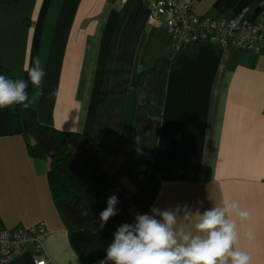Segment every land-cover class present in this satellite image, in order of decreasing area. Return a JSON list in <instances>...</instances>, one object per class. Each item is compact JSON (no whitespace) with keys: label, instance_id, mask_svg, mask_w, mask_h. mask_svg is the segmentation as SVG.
Listing matches in <instances>:
<instances>
[{"label":"crops","instance_id":"0c3cea01","mask_svg":"<svg viewBox=\"0 0 264 264\" xmlns=\"http://www.w3.org/2000/svg\"><path fill=\"white\" fill-rule=\"evenodd\" d=\"M151 3L0 0V65L27 79L24 67L41 58L44 95L30 107L37 121L91 144L117 142L109 173L127 161L159 183L143 214L174 210L177 230L195 233L197 212L238 202L251 213L237 222L239 247L264 264V53L209 42L174 50L164 18L148 21ZM191 7L217 20L246 10L264 27V0H191ZM48 165L28 154L20 134H8L0 111V231L43 222L47 264H82L49 189ZM180 165L195 167V178ZM249 225L251 243L243 236ZM36 257L29 247L4 264Z\"/></svg>","mask_w":264,"mask_h":264},{"label":"trees","instance_id":"16d2710c","mask_svg":"<svg viewBox=\"0 0 264 264\" xmlns=\"http://www.w3.org/2000/svg\"><path fill=\"white\" fill-rule=\"evenodd\" d=\"M0 74L10 76L1 65ZM0 111L8 134H20L31 157L49 160L46 174L49 189L65 222L70 244L82 264L106 256L118 226L133 223L138 214L148 209L159 183L133 171L127 161L113 173L106 171L102 164L108 157L119 155L117 142L95 145L76 132L44 126L31 108L15 106ZM180 166L189 179L195 178V167ZM122 178L135 186L133 196L127 197ZM110 192L118 197L117 214L101 229L100 213L107 207ZM129 204L136 207L134 214ZM85 211L87 215L83 214Z\"/></svg>","mask_w":264,"mask_h":264},{"label":"clouds","instance_id":"9594fccd","mask_svg":"<svg viewBox=\"0 0 264 264\" xmlns=\"http://www.w3.org/2000/svg\"><path fill=\"white\" fill-rule=\"evenodd\" d=\"M27 79L0 74V110L19 106L29 109L44 95L46 70L37 56L24 67ZM32 93H29V87ZM118 197L112 195L100 213V228L117 214ZM151 214H138L131 224L118 226L100 264H252L249 252L239 247L241 233L238 221H249L251 213L234 200H223L202 213L197 212L195 233L177 230V212L153 207ZM87 215L85 211L83 213ZM192 213L186 211L184 218ZM249 242L255 240L251 225L243 233Z\"/></svg>","mask_w":264,"mask_h":264},{"label":"built area","instance_id":"2783aa9c","mask_svg":"<svg viewBox=\"0 0 264 264\" xmlns=\"http://www.w3.org/2000/svg\"><path fill=\"white\" fill-rule=\"evenodd\" d=\"M124 1V0H122ZM164 18L169 42L174 50L188 43L209 42L223 48L264 53V27L251 22L242 10L228 19H211L193 13L191 0H152L148 21ZM43 222L26 228L0 231V264L34 248V264H47L43 242L47 236ZM102 257L89 264H100ZM111 264V262H108Z\"/></svg>","mask_w":264,"mask_h":264},{"label":"rangeland","instance_id":"374dc122","mask_svg":"<svg viewBox=\"0 0 264 264\" xmlns=\"http://www.w3.org/2000/svg\"><path fill=\"white\" fill-rule=\"evenodd\" d=\"M102 167L105 170H107L108 172H111L114 169V166L113 165H109V163H107V162H104L102 164ZM128 183L129 184H127V186H125L127 188V190H128L127 191L128 192L127 193V197H131L136 192V188H135V186L129 180H128ZM109 195L112 196V195H115V194L113 192H110ZM129 209H130V211H135L136 210V207L134 205H132V204H129Z\"/></svg>","mask_w":264,"mask_h":264}]
</instances>
